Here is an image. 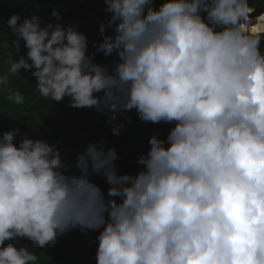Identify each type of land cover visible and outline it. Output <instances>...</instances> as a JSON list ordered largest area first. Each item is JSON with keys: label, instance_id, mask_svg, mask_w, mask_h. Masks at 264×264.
Segmentation results:
<instances>
[{"label": "clouds", "instance_id": "clouds-1", "mask_svg": "<svg viewBox=\"0 0 264 264\" xmlns=\"http://www.w3.org/2000/svg\"><path fill=\"white\" fill-rule=\"evenodd\" d=\"M103 3L92 53L57 9L47 23L11 15L9 74L28 71L41 97L106 115L114 135L132 110L172 127L149 138L135 174H118L103 141L73 171L59 142L3 131L0 264H38L20 241L43 249L74 229L98 233L96 264H264V12L250 0ZM8 99L24 103L18 90Z\"/></svg>", "mask_w": 264, "mask_h": 264}, {"label": "trees", "instance_id": "trees-1", "mask_svg": "<svg viewBox=\"0 0 264 264\" xmlns=\"http://www.w3.org/2000/svg\"><path fill=\"white\" fill-rule=\"evenodd\" d=\"M255 7L258 15L264 12V0H250ZM54 9L60 11L64 23L73 21L78 22V28L83 31L89 41V53L95 51L93 41L101 39L99 35V27L89 24L83 16L73 7L64 6L60 0H0V75H9V87L0 89L7 90L5 97L1 101L2 109H0V134L3 131L11 130L19 127L21 134H27L29 137H36L44 139L48 142L51 140H58V136L69 129V125L62 119L56 121L55 116L66 115L64 103L67 101L65 97L61 102L51 101L43 98L37 91V84L35 78L31 76L28 71L20 70V74H9V66L18 59L15 48L12 47V42L15 40V35L11 33L10 29L4 22L13 15L18 14L21 17V22L25 17L38 15L42 22L47 23L51 13ZM54 19V18H53ZM9 50L10 56L7 59L6 50ZM26 50L21 43L20 52L24 53ZM100 56L97 54L96 57ZM19 91L24 96V103L17 105L8 99L9 92ZM22 107L28 112L19 121H13L12 111ZM172 127L170 124L163 122L153 124L151 122H142L138 117L133 121L130 129L123 136L114 135L111 126L108 123L102 124V129L88 139L85 147L73 153L70 156L69 163L73 165V171L76 156L78 153L84 151L89 143H98L103 141L106 147H115L120 159L116 162L118 174L130 173L135 174L141 167L137 163L139 155L146 153L150 147L149 138L152 135H157L160 138H165ZM19 140V137H17ZM60 142V141H59ZM102 190L107 192L108 185L102 175L92 176ZM97 232H89L82 234L78 229L71 230L66 235L58 238L63 242L62 248L58 251L49 253L45 247L43 249L31 246V242L27 240L20 241V243L30 247L38 256V264H90L95 260L96 242L95 238Z\"/></svg>", "mask_w": 264, "mask_h": 264}, {"label": "rangeland", "instance_id": "rangeland-1", "mask_svg": "<svg viewBox=\"0 0 264 264\" xmlns=\"http://www.w3.org/2000/svg\"><path fill=\"white\" fill-rule=\"evenodd\" d=\"M162 1V0H161ZM89 24L94 23L93 20L87 19ZM7 59L10 56V52L6 50ZM115 57L105 58L102 54L96 57V62L101 64H111ZM7 90H3L0 93V109H2L1 101L5 97ZM66 109V115L55 116L54 119L58 121L62 119L65 123L69 125L67 131H63L59 136L58 140H51L49 143L59 142V148L61 150L62 158L69 162L70 156L82 150L88 139L98 133L102 128V124L107 121V116L97 112L95 109L91 108H72L69 106V99L64 103ZM13 121H19L25 115H29L26 110L22 107L19 109H14L12 111ZM137 118L135 110L127 113L119 114V121L122 124V130L120 136H123L130 129L133 121ZM101 128V129H100ZM63 242H60L58 239L53 246H48L46 251L49 253L58 251L62 248ZM90 264H95L94 261H91Z\"/></svg>", "mask_w": 264, "mask_h": 264}, {"label": "crops", "instance_id": "crops-1", "mask_svg": "<svg viewBox=\"0 0 264 264\" xmlns=\"http://www.w3.org/2000/svg\"><path fill=\"white\" fill-rule=\"evenodd\" d=\"M66 7H73L87 21L93 20V25L99 27V23L106 19L103 0H60ZM158 6V5H157ZM88 22V21H87Z\"/></svg>", "mask_w": 264, "mask_h": 264}, {"label": "water", "instance_id": "water-1", "mask_svg": "<svg viewBox=\"0 0 264 264\" xmlns=\"http://www.w3.org/2000/svg\"><path fill=\"white\" fill-rule=\"evenodd\" d=\"M162 1L156 0V4L159 5Z\"/></svg>", "mask_w": 264, "mask_h": 264}, {"label": "built area", "instance_id": "built-area-1", "mask_svg": "<svg viewBox=\"0 0 264 264\" xmlns=\"http://www.w3.org/2000/svg\"><path fill=\"white\" fill-rule=\"evenodd\" d=\"M161 1V0H160Z\"/></svg>", "mask_w": 264, "mask_h": 264}]
</instances>
